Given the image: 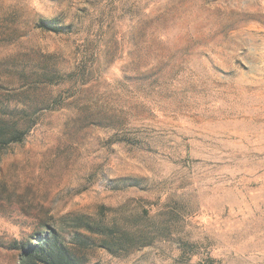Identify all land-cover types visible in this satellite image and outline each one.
<instances>
[{
  "label": "rangeland",
  "instance_id": "1",
  "mask_svg": "<svg viewBox=\"0 0 264 264\" xmlns=\"http://www.w3.org/2000/svg\"><path fill=\"white\" fill-rule=\"evenodd\" d=\"M0 124V264H264V0H0Z\"/></svg>",
  "mask_w": 264,
  "mask_h": 264
},
{
  "label": "trees",
  "instance_id": "2",
  "mask_svg": "<svg viewBox=\"0 0 264 264\" xmlns=\"http://www.w3.org/2000/svg\"><path fill=\"white\" fill-rule=\"evenodd\" d=\"M38 26L54 32L62 29L60 26H55L51 21L45 19H41L38 22ZM5 130L4 125L0 124V146L8 140V138H5ZM26 132V130L14 129L10 141H20ZM33 239L35 242L28 241L25 246H22L18 264H81L74 251L59 238L56 230L51 229L43 234L37 233ZM78 242L88 245L84 239H79ZM101 246L112 251L108 242H104Z\"/></svg>",
  "mask_w": 264,
  "mask_h": 264
}]
</instances>
